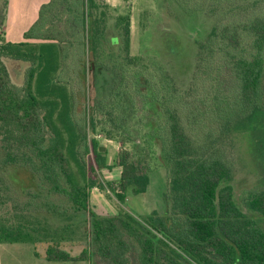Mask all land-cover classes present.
<instances>
[{"label": "trees", "instance_id": "obj_1", "mask_svg": "<svg viewBox=\"0 0 264 264\" xmlns=\"http://www.w3.org/2000/svg\"><path fill=\"white\" fill-rule=\"evenodd\" d=\"M2 2L6 8L8 0ZM212 2H225L230 14L199 41L186 90L161 61L131 53V14L110 22L106 0H50L24 34L39 41L1 37L0 202L7 200L2 191H9L2 173L6 165L40 178L42 189L67 196L76 209L92 215L99 259L92 264L103 259L110 264H264V228L254 217H264V189L249 194L245 211L219 146L220 125L231 123L235 113L264 126V7L248 5L239 16L238 0ZM3 57L27 63L23 85L12 82ZM90 79L93 104L84 106L79 118ZM89 126L131 144L109 166L119 173L109 184L116 199L125 203L130 190L146 192L153 169L164 166L170 214L154 210L140 220L123 209L108 216L90 209L91 190L104 184L91 170L107 165L94 140L96 166L86 169ZM39 196V191L33 195ZM50 209L57 211L55 205ZM36 231L0 215L2 243L34 242ZM46 258L86 261L90 253L84 249L74 256L56 243Z\"/></svg>", "mask_w": 264, "mask_h": 264}, {"label": "rangeland", "instance_id": "obj_2", "mask_svg": "<svg viewBox=\"0 0 264 264\" xmlns=\"http://www.w3.org/2000/svg\"><path fill=\"white\" fill-rule=\"evenodd\" d=\"M203 1L204 5L201 6ZM203 1L117 0L118 10L109 9V21L113 22L118 14L130 13L131 53L161 61L171 71L178 85L186 90L199 56V41L205 39L216 22L226 21L230 14V11L225 10V2L213 5V0ZM238 3L241 11H237L236 14L239 16L246 14L245 8L248 5L264 7V1L255 3V0H238ZM183 5L188 7L190 5L194 9L188 12ZM215 6L216 8L219 6L218 10L215 11V8L211 13L210 9ZM2 31L0 29V38L3 37ZM173 45L176 46V51L171 50ZM3 59L12 82L17 86L23 85L29 68L27 63L23 64L19 60L7 57ZM86 90L87 95L82 98V104L77 108L79 118L80 115L84 116V106L93 104L95 89L91 79ZM230 118L231 123L220 125L223 132L219 146L224 158L232 166L236 200L249 212L245 199L250 193L264 189V126L259 120L252 123L248 118L240 114L237 116L236 113ZM94 140L106 148L102 152L105 153L103 156L107 167L103 170L97 169L96 173L91 170V175L98 182L104 183L102 187L98 185L91 190V210L108 216L118 214L123 209L140 220H144L154 210L161 215L170 214V208L165 200V194L170 186L169 174L164 166L153 169L146 192L135 195L130 190L127 201L120 203L109 189V184L118 180L119 173L109 166L115 163L116 154L125 148H131V144H124L120 139H108L104 132L93 131L89 126V149L83 151V162L88 171L91 165L96 166ZM74 169L78 174L75 165ZM2 173L9 191L8 194L7 191H2L3 197L7 196V200L0 202V215L15 223H26L29 230L37 227L38 231L34 233L37 238L34 242L3 245L1 264H92L94 260H99L93 244L92 215L89 211L76 209L67 196L49 191L48 186L44 189L37 186L42 183L40 178L34 176V179L32 174L24 170L6 165L2 167ZM38 191L40 196L33 197ZM29 201L30 206H27ZM54 205L57 211L50 209ZM254 217L264 228V217L260 214H255ZM56 243L74 256L87 249L90 260L49 261L46 258L47 249ZM134 251L132 256L135 259L136 249ZM101 263L110 264L104 259Z\"/></svg>", "mask_w": 264, "mask_h": 264}, {"label": "crops", "instance_id": "obj_3", "mask_svg": "<svg viewBox=\"0 0 264 264\" xmlns=\"http://www.w3.org/2000/svg\"><path fill=\"white\" fill-rule=\"evenodd\" d=\"M49 1L50 0H8L7 7L4 8L2 0H0V29L3 30L2 36L5 40L13 43L39 41L38 39H26L24 34L39 17L41 6ZM106 3L110 6V9L118 10L117 0H106ZM5 244L10 243L0 242V256L2 247Z\"/></svg>", "mask_w": 264, "mask_h": 264}, {"label": "water", "instance_id": "obj_4", "mask_svg": "<svg viewBox=\"0 0 264 264\" xmlns=\"http://www.w3.org/2000/svg\"><path fill=\"white\" fill-rule=\"evenodd\" d=\"M124 1H128V0H124ZM105 149H106V148H105L104 146H101L99 150H100V151H105Z\"/></svg>", "mask_w": 264, "mask_h": 264}]
</instances>
